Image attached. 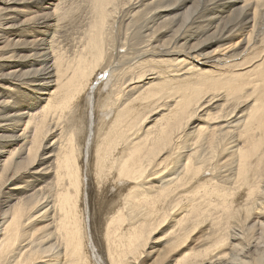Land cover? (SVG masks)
<instances>
[{
    "label": "bare ground",
    "instance_id": "obj_1",
    "mask_svg": "<svg viewBox=\"0 0 264 264\" xmlns=\"http://www.w3.org/2000/svg\"><path fill=\"white\" fill-rule=\"evenodd\" d=\"M0 264H264V0H0Z\"/></svg>",
    "mask_w": 264,
    "mask_h": 264
}]
</instances>
